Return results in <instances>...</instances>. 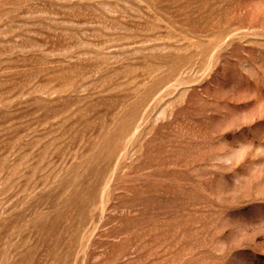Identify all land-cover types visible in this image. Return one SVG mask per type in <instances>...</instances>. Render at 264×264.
Segmentation results:
<instances>
[{"label": "rangeland", "instance_id": "1", "mask_svg": "<svg viewBox=\"0 0 264 264\" xmlns=\"http://www.w3.org/2000/svg\"><path fill=\"white\" fill-rule=\"evenodd\" d=\"M0 264H264V0H0Z\"/></svg>", "mask_w": 264, "mask_h": 264}]
</instances>
